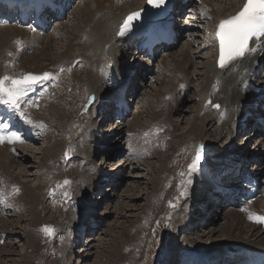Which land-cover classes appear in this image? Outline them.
<instances>
[{"label":"rangeland","instance_id":"374dc122","mask_svg":"<svg viewBox=\"0 0 264 264\" xmlns=\"http://www.w3.org/2000/svg\"><path fill=\"white\" fill-rule=\"evenodd\" d=\"M93 1L88 0L89 3ZM75 3L78 6L82 2L76 1ZM76 6L73 7L74 11L72 10L74 13L68 14L62 20L65 24L62 26V29H65L66 25L71 26L75 24L76 17L82 14L80 12L83 6H79L81 9ZM91 7L93 8L94 5ZM52 21L55 22V19L52 18ZM57 22L60 23L59 21ZM1 26L5 28L11 27ZM58 26L60 25L58 24ZM58 26L53 30V34H55L54 31H56ZM202 30L201 26L200 31L202 32ZM190 32L192 33L193 31ZM16 36L10 42L11 45L14 44L15 48L17 44V41H15ZM195 36L191 39L195 40ZM68 37L70 39L71 36H60L59 38L55 36L54 42L47 49L48 53L64 50V43H66ZM185 41H188L187 37L181 43ZM181 43L179 42L176 48L172 49L173 54L177 52L176 49L182 46ZM198 45L201 47L200 43ZM8 46L4 47V49H7ZM42 49H44L43 45L38 47L37 50ZM173 54L167 57L166 63H173ZM207 54L208 52L199 54V56H203V59H206ZM42 57L45 58L46 56L42 55ZM138 57L139 60L143 59L142 56L137 55V60ZM77 58L74 62H72V58H69L71 60L69 63H67L69 61L67 58L64 63L57 66L49 64V58L48 60L45 59L39 62L45 66V63H47V66H44L45 69L40 72V75L44 72H49L53 76H57V78L56 82H54V79L47 81L48 88L44 90L45 95L43 96L42 104L36 110L32 111V108L29 109L27 114L28 118L37 126L34 128V138L26 141L20 147H18L19 145H15L21 151L17 155L13 154L16 155L17 159H22L23 165L16 166V162L11 163L12 172L10 173V170H7L6 172L9 177L7 181H2L0 184V188L2 187L4 190L3 193L8 196H6L7 199H5L3 205L0 206L1 213L4 214H0L2 216L0 218V264H172L175 261L177 264L178 262L180 264L184 258H190L192 254L213 255L216 252L224 251L228 247L236 248L239 246L240 241L231 240L229 235L225 234V231L221 229L227 223L225 218H223L225 209H227L226 207L222 208L225 209L221 217L219 216L220 219L215 215L214 221H207V224L199 223L187 230L183 227L184 212L188 214L187 205H189L194 195L193 189L197 186V177L195 175L199 172L192 171L190 165L196 157L197 149L199 150L203 146L198 144L199 142L203 143L202 141L196 143L192 137L187 138L188 140H182L179 136L175 137L173 135V137H170L166 135L162 139V146L165 147L167 144H171L170 149L165 148L166 151L163 152V158H167V155L173 154L174 147H177L179 151L174 155L173 159L171 158L172 161L171 159L169 160L170 167L168 166L167 172L162 175L163 181L160 184V195L155 196L156 193H154L156 203L146 208V210L144 209L148 202L147 199L151 195L152 170L157 172L159 169L154 167L151 170L150 162L156 164V166L159 165V162L151 157V160H149V157H146L147 155L142 156V159L137 158L134 152L129 156L128 143L130 142V135H127V131L125 132V130H123L125 134L124 139L118 137L117 132L103 137L106 134L103 132L105 129L109 130L113 128V130L117 131L116 123L112 119L110 123H107L110 127H106L103 113L106 112V109L108 110L109 107L107 106L93 116L99 103H96V105L95 103L88 104V101H86L85 94L88 88H84L83 81L86 82L88 76H86V72L77 70V68L83 69V64L80 66L76 65L80 64L81 61L80 57ZM127 59V63L131 64L133 62L132 58L128 57ZM162 60L163 56L158 57L156 64ZM201 62L202 60L199 61V63ZM9 66L11 67L13 64ZM31 66L35 67L34 65ZM17 67L19 66L17 65ZM28 67L29 64L26 67L23 65L22 68L24 69H11L10 72L12 73L10 74L5 69L1 60L0 77L3 75L20 77L21 71H31V69L28 71ZM60 68H64L65 71L61 72ZM157 68L153 78L145 76L147 79L144 78L140 81L137 78L141 89L137 93V96H135L137 97L135 98L136 101H130L134 107L131 108L132 113L130 112L127 115L128 117L123 121V125L126 123L130 124L135 117L147 125V120L151 117L147 110L149 105L147 104L149 103L147 92L154 91L160 87L162 90L165 88V86L159 83L161 80L159 76L161 68ZM193 69H196V65L192 66L190 71ZM75 70H77V74H80L77 80L69 74V72ZM32 72H37V70L32 69ZM27 74L29 73H25V75ZM74 80H79L77 87ZM200 80L201 78L197 77V82ZM134 82L135 79H130L128 82L127 96H130ZM171 84L174 87H170V90L174 88L173 92H175L176 87L172 82ZM193 86L194 84L191 83L190 91L186 96L188 99V101L186 100L187 104L182 106L184 115L179 121L180 129L187 128L191 116L195 114L189 110V107H193L194 103H196L193 98L189 101V97H193L195 94ZM170 90L168 89L165 92H169ZM168 99L169 102H172L174 98ZM55 105L59 108H57V113L60 116L65 115L63 116L64 118H57L55 112L50 110ZM172 116L175 120L177 119L176 115ZM41 123L44 127L39 126ZM216 126L218 128V125ZM251 126L253 127L254 124ZM180 129L177 132L178 134H182L183 132ZM88 130L95 131L96 135L98 137L101 136V141L104 142L101 145L103 148L100 147L101 149L95 155H92L93 157L88 156V153L85 152V149L94 150L93 142L90 145H86L85 142L90 137L88 135L85 138ZM253 130L250 133L249 130L240 129L235 132L236 137H233V139H231L232 137L230 138V135L224 137L222 143L226 144L228 142L227 144H231V148H236L239 147L238 145L245 138L243 137L244 135L251 134L252 138L248 140L249 142L247 141L245 147V152L247 151L246 155L250 157L254 153L256 154L255 156H260L264 150L261 151L259 149L261 145L260 138L258 135H254ZM211 132L209 131V134L204 137L206 140L204 143L209 148L208 154L205 157L206 163L211 158L212 149H214L212 148L214 145L211 143L217 136L214 130ZM96 135L92 134L91 136L96 137ZM180 141L186 143L179 145ZM116 143H119V146L124 144L117 151L119 153H116L115 150ZM56 144L59 145L57 148H55ZM215 144H218L219 148L224 146V144H221V141ZM6 146L8 147L9 145ZM131 150L133 151V147H131ZM44 153L47 154V160L43 158ZM237 155H239V152ZM103 158H108V160H102ZM123 160H127L126 165L123 164V166H127L123 173V178H125L123 181L112 182L102 186L100 178L101 181H98L100 185L97 184L96 188L100 187L93 192L88 191L87 183L82 184L81 187L79 186V179L82 178L81 176L79 177L80 171L85 170L86 161L92 164L93 167L98 164L100 167L104 166L108 168V172H111L117 169ZM250 161L252 162L249 164V168H252V163L255 161L252 159ZM118 176L120 174L117 173L115 178ZM65 180L71 183L64 185L63 182ZM103 183H105V180ZM93 184L95 186L96 181H93ZM15 189H19V191L17 192ZM66 191L69 193L68 197L64 196ZM106 195L108 197H105L104 200L103 197ZM0 198H5V195L2 196L0 194ZM37 202L38 204H36ZM170 203L174 207L170 206ZM88 206L90 210L92 206L96 208L92 210V214L95 215V221H93L95 225L93 226L91 225L93 222L85 218L86 212H90ZM155 209H159L157 213ZM144 210L145 213L143 214ZM177 223L180 224L181 228L177 226ZM242 224L239 226H243L242 229L244 230L246 226L244 223ZM45 225L54 227V236H46L42 231ZM77 230H79L78 235L76 233ZM233 234L239 235L238 230L236 229ZM181 258L182 260L180 261Z\"/></svg>","mask_w":264,"mask_h":264},{"label":"bare ground","instance_id":"6f19581e","mask_svg":"<svg viewBox=\"0 0 264 264\" xmlns=\"http://www.w3.org/2000/svg\"><path fill=\"white\" fill-rule=\"evenodd\" d=\"M175 1H178L180 5L178 4L174 6L171 10L169 9L167 11V14L171 18L175 17V20L177 21L176 25L178 30L180 32H185L186 30L183 31L184 30L183 28L186 26V22L184 23L180 17L181 14L184 13V11H188L189 6L188 7L184 6V8H180L179 6H182V3L184 1H180V0H175ZM67 2L68 0H59L60 3L59 7L62 8V10L64 8L66 9L68 5ZM71 2L72 4L74 3L73 4L74 6H76L75 0H71ZM78 2L84 3L82 5L83 7L81 6L82 3L76 6L79 9H81L80 7H82L80 12L82 13L80 14L81 16L77 15L78 17H76L75 19L74 22L75 24H72L71 26L66 25L65 29H62V26H64L65 24L62 21H60V20H64L65 17L59 19L60 23L57 24H59L60 26H58L56 31H54L55 34L48 33L44 35L45 32L43 31H34V33L31 32L28 33L26 29L21 28L19 26L17 27L16 25H13L14 27L11 26L9 28H5L1 26L0 27V62L2 60L4 67L8 72H10V70L14 68L24 69L22 68L23 65H25L26 67L27 64H29L28 71L30 69L32 71L33 69L35 71L37 70V72H42V70H44L45 67L47 66V63H45L46 64L45 66L40 64L39 62L45 59L48 60L49 58L50 59L49 64H53L57 66L64 63V61L67 60V58L69 60L67 61V63H69L71 62L69 58H72V62H74L77 57H80L81 58L80 64H83V69L77 68V70L86 72V76H88V80L86 82L83 81L84 88H88L85 94L87 98L86 101H88V104L95 103L96 105V103H99L97 105L98 108L94 112L93 116H95L102 108L106 106L109 107L108 110L107 109L105 110L106 112L103 113V116H105L104 123L106 124V127H110L109 124L107 123L108 122L110 123L112 119L114 120L112 111L115 109L117 103L115 98L120 93H125V87L127 86L130 79H135L130 96H128L127 98L128 100L127 105L125 104V106L123 107L124 110L123 114L124 115L126 113L128 114L129 109L134 107V105L132 106L131 104L132 102L130 103V101L131 100L133 102L136 101L135 98L137 97L135 96H137V93L141 89L140 88L141 85L138 84L137 78H139L138 79L139 81L144 79V75L151 72L150 67L153 68V64L151 62H145V59L139 60V57L137 60V55L141 53H138L135 47V45L138 44L137 40L139 38L137 34H134L136 30H132V32L126 34L124 37L118 36L117 33L119 31L120 25L127 18L129 14L140 10H147L150 7V5L146 3V0H94L93 2L90 3L88 2V0L85 1L78 0ZM243 3H244L243 0H202L199 5H196L197 7L201 6L200 13L205 12L206 16L211 17V20H209L208 25L205 26L206 31L202 32V34L207 37V41H208L207 43H209V46L212 47L213 45V47L211 48L213 50V54L211 52H208L206 59H203L204 58L203 56L202 57L199 56V54L201 55L200 50L203 49L204 46H202L201 44L200 47L198 44L201 43V41L197 42V40L193 42L191 41L182 42L181 43L182 46L179 49H176L177 52L174 54L172 53V49L176 48L179 42L170 45L171 47L168 50V54L163 56V60L158 63V68L159 69L161 68V74L159 75L161 77L160 78L161 80L159 81V83L162 86H165V88H163L164 91L159 86L160 88L158 89L156 88V90L154 91L151 90L147 92L148 95L147 98L149 99L148 101L149 103H147L149 104L147 110L151 115V117L148 118L147 120V125L144 122H140L139 119H137L136 117L132 119L130 124L126 123L124 125H123V121L118 122V120H116L115 123H116L117 131L113 130V128L109 129L110 131L108 129H105L103 132L106 134L104 136H103L104 133L102 134V136L105 137L108 134L110 136L112 133L117 132L118 137L124 139L125 134L123 130H125V132L127 130L129 131V135H130L131 147H133V151H131V153L134 152L137 158L138 157L141 158L142 156L147 155L146 157H149V160H151V158H154L157 162H159V165H157L158 167L156 166V164H152V162H150L151 170L154 169V167L159 169L157 172L152 170L153 178L151 179V192H150L151 195L149 199H147L148 202L146 207L144 208L146 210V208L151 207V205L153 206L156 203V198L154 197V193H156L155 196L160 195L159 193L160 184L163 181L162 175L163 173L167 172V168L170 165L169 160L171 158L173 159V157H175L174 155L179 151L177 147L175 148L173 146L174 147V149L172 147L173 154L167 155V158L166 157L163 158L162 155L163 152L166 151L165 148L171 147V144L170 145L167 144L165 147L162 146L161 145L162 139H164L166 135L170 137H173L174 135L175 137L179 136L180 139L182 140L192 137V139H194L193 140L194 142L197 143L199 141H202L204 143L206 141L204 138L205 135L209 134L208 133L209 131L211 132L212 130H214L217 136L215 137V139L213 138L214 141L211 143L214 145L212 146V148L214 149H212L211 158H209V161L205 164V166L201 168L199 172L195 175L197 177L196 183L198 187L195 186V188L193 189L194 195L189 205H187L188 214L187 212H184L183 222H182L184 224L183 227L185 230H187L188 228L191 229L192 227L196 226L199 223L207 224V221H214L215 215L216 217L217 216L221 217L225 209L222 208L223 207L227 208L225 209L226 211L223 216V218H225L227 223H225L221 227V229L222 231H225V234L229 235V238L231 240L238 242L240 241V244L236 248L228 247L224 251L216 252L213 255H206L210 257L202 261L208 262L212 260H217L214 261L212 264H224L228 261V259L233 260V259H239L240 257H244V255L241 252H245L248 249L254 251L255 250L264 251V234H263L264 227L255 222L252 223L253 224L252 225L244 221L246 220L245 218L249 219L250 221H254L253 219L249 218L253 214L262 215L264 209V200H262L263 194L262 193L259 194V191L257 192L256 190L253 191V194L251 195L250 203L248 205L249 207L242 211L237 209L235 206L230 205L229 203L227 204L226 202L215 201L216 198L222 196L223 193L221 189L226 190L227 185L230 190L233 189V187H229L231 185H229L227 180H225V176H227V174L229 173V169L232 170V174L234 175L239 169L245 167L248 160H250L251 158L246 155L247 151L245 152L247 141L252 138L251 134L244 135L243 137L245 138L244 139L242 138L243 140L240 142L241 144L238 145L239 147L236 148H231L232 146L231 144H227L228 142H226L227 145L222 143L223 142L222 140L224 139V137H227L229 135L230 138L232 137L231 139H233V137H236L235 132L240 129H246V130L250 129L251 125L254 124V120L256 118L255 116L264 118V116L256 115V113L254 112L256 107L255 102L259 101L262 98L261 95L264 96V80H259L260 78L257 76V74H255L252 71L253 68H257L259 66V64L258 65L254 64V58L257 60L258 63L263 62L264 47H260L259 45H257L259 51L254 53L255 57H253V59H249V55H250L249 54L246 55L244 59L234 62V64L231 65L229 68L221 69L216 66V63L219 58L218 42L214 39L211 41L209 39V33H213V34L215 33L219 21L236 14L242 7ZM90 5L91 6L94 5V7L92 8ZM69 11L70 13H72L74 10L73 11L68 10V12ZM77 11L79 12V10ZM23 13L25 16L28 15V12L23 11ZM143 16L144 13L142 12L141 19L139 21H134L133 23L145 24V29H146L148 28V25L151 24L152 22L146 23ZM34 20L37 21V23L45 24L46 25L45 29L47 30V26L49 25L48 23L51 22V16L49 15L48 12H46L42 19L34 16ZM155 20L157 21V18H155ZM188 26H190V24H188ZM11 29L13 32L11 31ZM34 34L38 36H34ZM15 35H17L15 38V41H17L16 48L14 44L13 45L10 44V42H12L11 39ZM66 35L71 37L70 39L68 37L66 43H64L65 51L59 50L56 51L57 53L56 52L48 53L49 51H47V49L54 42L55 36L56 38H59L60 36L62 37ZM29 37L31 38L29 39ZM181 39H179V41ZM24 42L27 48L32 49V53L28 54L26 52L24 47ZM36 43L37 44L40 43V45H43L44 49L42 50H37L38 48L35 49L34 47ZM9 44L10 46H8ZM7 46L8 48L4 49V47ZM63 52L65 53L63 54ZM8 53H12V55L9 56ZM50 54L52 55V57ZM172 54L174 55L173 63L171 64L166 63L165 60L167 59L168 56ZM42 55L46 57L44 58L42 57ZM159 56H162V54H160ZM128 57L133 59V62L131 64L127 63ZM200 60H202L201 63H199ZM9 63L13 64V66L10 67ZM30 64L34 65L35 67L33 68ZM17 65L19 67H17ZM194 65H196V69H193L194 72L193 70L190 71V68ZM235 66H237L236 69ZM77 70L69 72V74L72 75L76 80L80 76V74H77L78 73L76 72ZM11 73L12 72H10V74ZM241 74H243L242 77H240ZM197 77L201 78L199 82H197ZM248 79H250L255 86L261 88V92L259 94L257 92H254L253 90L246 91L244 86L247 84L249 85ZM218 81L219 83H217ZM78 82L79 80L75 81L76 87ZM164 82L167 84H165ZM171 82L176 87L175 92H173L174 88H171L170 90V87H174L171 84ZM191 83L194 84L193 87L195 94L193 97H189V101L191 100V98H193L195 99L196 103H194V105L192 104L193 107L190 106L189 110L191 111V113L193 112L195 114L191 116V120L188 122L187 128L180 129L179 121L181 117L184 115L182 106L187 104L188 99L186 96L188 94L189 88L191 87ZM181 85H184V87L181 88L180 87ZM214 85L216 86L215 88L213 87ZM168 89L170 91L165 92L166 90L168 91ZM172 97L174 98L173 101L169 102L168 98H172ZM209 100H211L212 102L211 104L208 103ZM215 103L220 104L219 109L213 108V104ZM57 108H58L57 105H55L51 107L50 110L52 112H55L57 118L59 119L64 118L63 116L65 115L61 114L62 116H60L57 113ZM172 115H176L177 119L175 120V118ZM215 125H218V128L217 126L215 127ZM179 129L183 131L182 134L177 133ZM92 134L96 135V132L93 130H88V133L85 136V138L88 135L90 136L87 140H85L86 145H90V143L93 142V148H94L93 151H91V149H87V150L85 149V152L88 153L87 155L90 157H93L92 155H95L98 150L103 148V146L101 147V145H103L104 143L101 141L102 140L101 136H100L101 138L98 137L97 135L96 137H94L91 136ZM259 138L261 142L259 149L263 151L264 136ZM220 141L222 145L224 144V146H221V148L217 146L218 144H215V143H220ZM184 143L186 142L180 141L179 145H183ZM118 144L119 143H116L115 145L116 153H119L117 151H119V149L122 148V146L124 145L123 144L119 146ZM6 145L9 146L7 147ZM58 146L59 145L56 144L55 148H57ZM226 147H230V148H226ZM13 148L15 150L21 151L18 147H16L17 148L16 149L15 147L11 146L8 143L5 144V142L0 144V184L2 183V181H7L9 177L6 171L10 170V173L12 172L11 163L16 162V166L23 165V161H21L22 159L19 160L16 158V155H14L15 151H13ZM238 152L239 155H237ZM45 153L43 158L47 160V154ZM257 159L259 162L260 158ZM102 160H108V158H103ZM127 160L126 161L123 160L121 161V163L119 162L120 166H118L117 169H114L111 172H108V168H105L104 166L100 167V165L96 164L95 167H93L92 164H89L86 161L85 170L80 171L79 177L81 176L82 178L79 179L80 180L79 186L81 187L82 184L84 185L85 183H87L88 191L90 190L93 192L100 187L99 186L98 188H96L97 184L101 180L103 184L102 186H104V184L107 185L108 183H112V182H118L121 180L123 181L125 179L123 178V173L125 172V168H127V166H123V164L126 165ZM238 160H244V162L240 164V161ZM252 164H253L252 169L258 168L256 167L257 166L256 162H253ZM225 170L227 171L225 172ZM117 173L120 174V176L115 178ZM232 178L233 177L230 178L231 181ZM104 180L105 183H103ZM93 181H96L95 186L93 184ZM31 191H35V190H31ZM3 192L4 190L1 187L0 194L2 196L5 195V198L3 199L0 198L1 199L0 206L3 205L5 199H7L6 198L7 195L4 194ZM105 197H108V195L103 197L104 200ZM36 204H38V202ZM91 208L92 209L90 210L89 207L90 212L89 213H87L88 211L86 212L85 218H87L88 221L93 222L95 221V215L92 214L93 213L92 210H95L96 208L94 206H92ZM220 209L222 210L220 211ZM145 210L143 214L145 213ZM155 210L157 213V210L159 209H155ZM0 214L4 215L1 213V210H0ZM1 217L2 216H0V218ZM242 223H244L246 226L244 229L245 231L242 229L243 226H239ZM256 224L259 225L260 227L259 226L256 227L257 226ZM91 225L92 226L95 225L94 222ZM177 226L180 227V224H178ZM236 229L238 230L239 235L233 234ZM79 230H77L76 232L77 235L79 233ZM229 263L230 262H228V264ZM172 264H177V263L175 261L174 263L172 262Z\"/></svg>","mask_w":264,"mask_h":264},{"label":"snow or ice","instance_id":"6c2138e0","mask_svg":"<svg viewBox=\"0 0 264 264\" xmlns=\"http://www.w3.org/2000/svg\"><path fill=\"white\" fill-rule=\"evenodd\" d=\"M146 3L150 5L147 10L136 11L127 16L119 27L118 36L124 37L132 32L133 22L141 19L142 12L146 23L154 22L155 18L163 16L167 12L166 4L168 0H146ZM14 4L17 9L41 19L46 12L58 10L60 6L59 0H14ZM153 9H159V11H153ZM201 15L205 16L206 20H211V17L206 16L205 12H202ZM135 27L136 33L134 34L142 36V44L153 46L165 39L163 35L146 31L145 24H136ZM29 28L32 31H36V28L32 27L31 24H29ZM209 39L210 41L214 39L218 42V66L221 69H227L234 62L244 59L246 55L259 51L257 45L264 47V0H245L235 15L219 21L215 33H209ZM8 55L11 56L12 53H8ZM60 71L63 72L65 69L60 68ZM53 78V75L49 72H44L42 75L27 74L20 77L3 75L0 77V107L4 109L0 113V144L5 141L12 144L24 142L22 134L17 130H13L12 124L8 122L11 117H19L24 123L33 127L37 126L28 118L24 110L26 107L35 106L34 104H29L26 97L35 85ZM180 87L183 88L184 85ZM213 87L215 88L216 86L214 85ZM208 103L211 104V100ZM213 107L219 109L220 105L216 104ZM39 126L44 127L42 123ZM13 151H15L14 148ZM200 159L201 156L198 151L193 163L190 165L192 171L196 170L197 162ZM70 183L68 180L63 182L64 185ZM15 191L18 192L19 189H15ZM64 196L68 197L69 193L66 191ZM170 206L174 207L171 203ZM249 218L256 223L264 224V215L253 214ZM42 231L48 237H52L55 234L54 227L48 225H45ZM241 264H264V258L259 261L242 258Z\"/></svg>","mask_w":264,"mask_h":264}]
</instances>
